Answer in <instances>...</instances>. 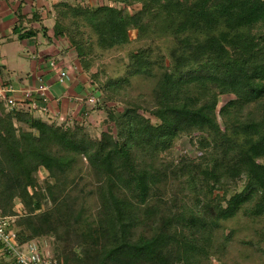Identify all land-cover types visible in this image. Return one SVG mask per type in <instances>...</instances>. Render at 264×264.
Instances as JSON below:
<instances>
[{"label":"trees","instance_id":"1","mask_svg":"<svg viewBox=\"0 0 264 264\" xmlns=\"http://www.w3.org/2000/svg\"><path fill=\"white\" fill-rule=\"evenodd\" d=\"M54 13V37L73 48L98 97L70 123L36 116L31 109L8 110L0 101V215L15 216L19 243L52 239L57 264H106L116 253L131 255L141 242L130 237L125 195L145 202L152 157L180 135L198 131L213 143L210 133L220 140V167L208 176L220 184L244 178L241 191L222 195L214 206V226L239 214L264 217V163L259 162L264 159V0H106L95 7L57 3ZM152 21L162 24L163 37L171 41L169 69L153 102L123 100L115 107L119 96L111 87L116 81L101 83L90 72L88 57L94 47L126 44L131 29L142 33ZM221 94L234 96L220 106L222 129L215 116ZM95 109H102L107 121L92 137L86 114ZM206 140L198 144L205 147ZM76 159L107 183L96 223L87 229L79 211L47 204L56 180ZM39 169L46 172L42 180ZM16 203L20 213L14 211Z\"/></svg>","mask_w":264,"mask_h":264},{"label":"rangeland","instance_id":"2","mask_svg":"<svg viewBox=\"0 0 264 264\" xmlns=\"http://www.w3.org/2000/svg\"><path fill=\"white\" fill-rule=\"evenodd\" d=\"M145 27L139 34L131 29L126 44L105 50L94 47L88 57L90 72L101 83L116 81L111 87L119 96L115 107L121 106L123 100L141 105L153 102L163 73L169 69L171 41L163 37L162 24L152 21ZM137 52L139 57L132 58ZM233 98L232 94L218 97L215 116L221 129L220 106ZM87 121L89 134L97 137L104 129L106 113L95 109ZM210 135L214 143L204 132L180 135L169 149L152 157L155 167L145 202L139 203L132 194L125 195L130 237L140 240L141 248H135L131 255L116 253L106 264H149L141 259L158 260L159 264H264V217L239 214L217 227L213 224V209L220 197L228 198L241 191L244 178L222 179L220 184V179L208 176V171L215 172L220 167V140ZM200 138L207 139L205 147L198 144ZM76 160L56 180L47 204L60 203L62 209L79 211L83 228L87 229L96 223L98 209L107 195V183L94 175L83 159ZM259 162L264 163V159ZM45 176L46 172L39 169L38 180ZM36 241L42 250L52 253V239ZM163 243L167 248L162 247Z\"/></svg>","mask_w":264,"mask_h":264},{"label":"crops","instance_id":"3","mask_svg":"<svg viewBox=\"0 0 264 264\" xmlns=\"http://www.w3.org/2000/svg\"><path fill=\"white\" fill-rule=\"evenodd\" d=\"M57 3L95 7L106 0H0V88L5 97L18 99L30 90L36 99L35 88L41 79L48 86L47 114L69 123L81 117L90 105L88 98L98 93L66 39L54 37ZM27 31L32 34L18 36ZM61 70L68 76L63 82L58 80ZM38 112L34 114L48 119ZM93 112L86 114V120L92 119Z\"/></svg>","mask_w":264,"mask_h":264},{"label":"built area","instance_id":"4","mask_svg":"<svg viewBox=\"0 0 264 264\" xmlns=\"http://www.w3.org/2000/svg\"><path fill=\"white\" fill-rule=\"evenodd\" d=\"M68 78L65 70L58 73V80L65 81ZM48 86L41 80L35 88L36 99L32 98V92L26 90L20 98L5 97V90L0 88V101H2L8 110L13 109H31L33 111H41L47 114V106L45 103L46 92ZM42 102L39 104V102ZM95 97H89L88 103L94 104ZM48 115V114H47ZM57 115H48V119L58 121ZM16 208V209H15ZM14 210L19 213L20 204L17 203ZM15 216L0 215V264H57L56 259L51 253L44 251L38 245L36 240L19 243L14 228Z\"/></svg>","mask_w":264,"mask_h":264}]
</instances>
